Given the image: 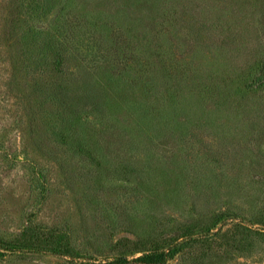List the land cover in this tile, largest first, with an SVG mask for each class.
I'll list each match as a JSON object with an SVG mask.
<instances>
[{
    "label": "rangeland",
    "instance_id": "1",
    "mask_svg": "<svg viewBox=\"0 0 264 264\" xmlns=\"http://www.w3.org/2000/svg\"><path fill=\"white\" fill-rule=\"evenodd\" d=\"M36 2L0 0V264H264V0Z\"/></svg>",
    "mask_w": 264,
    "mask_h": 264
},
{
    "label": "trees",
    "instance_id": "2",
    "mask_svg": "<svg viewBox=\"0 0 264 264\" xmlns=\"http://www.w3.org/2000/svg\"><path fill=\"white\" fill-rule=\"evenodd\" d=\"M13 5H15V3ZM38 6H45V3L43 2V0H37L36 4L34 5V8L29 9V11L31 12L32 10H34V12H36V11L39 12L38 9H40V8ZM19 21H20V19L17 18L16 15H14V14L12 15V13H11V20H9L5 26V33H7L8 36H14V33L17 30V27L19 25ZM111 264H131V263L127 261L124 263L113 262Z\"/></svg>",
    "mask_w": 264,
    "mask_h": 264
}]
</instances>
